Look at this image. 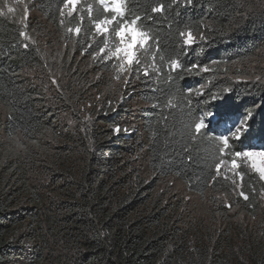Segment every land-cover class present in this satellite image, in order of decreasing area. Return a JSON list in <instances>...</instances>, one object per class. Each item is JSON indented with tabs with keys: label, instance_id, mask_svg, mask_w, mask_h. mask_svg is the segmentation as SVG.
<instances>
[{
	"label": "trees",
	"instance_id": "trees-1",
	"mask_svg": "<svg viewBox=\"0 0 264 264\" xmlns=\"http://www.w3.org/2000/svg\"><path fill=\"white\" fill-rule=\"evenodd\" d=\"M27 3L26 29L52 54L0 14V264H264V181L230 163L241 147L264 149V63L253 61L264 49V0H194L187 10L173 0H124L125 18L138 15L151 39L115 91L117 67L96 54L105 37L94 27L113 13L99 0H81L63 17V0ZM159 4L165 11L153 12ZM46 66L64 82L51 98L28 73ZM253 74L262 80H235ZM209 111L232 112V122L217 128L213 117L195 134ZM247 111L248 135L230 137L222 154L214 133L228 134ZM171 178L200 197L226 196L243 220L220 206L221 226L202 229L184 218V203L156 192Z\"/></svg>",
	"mask_w": 264,
	"mask_h": 264
},
{
	"label": "snow or ice",
	"instance_id": "snow-or-ice-1",
	"mask_svg": "<svg viewBox=\"0 0 264 264\" xmlns=\"http://www.w3.org/2000/svg\"><path fill=\"white\" fill-rule=\"evenodd\" d=\"M174 3H179L181 7H184L186 10L189 8H194L195 3L194 0H173ZM78 3V0H63L62 3V10L60 11V16H64L63 9H70L72 11L75 10V5ZM124 0H110V4L106 3V0H99V4L103 7V11L105 13H113L111 17H106L99 19L98 22L95 23V33L99 36L106 37L108 33L114 32L115 34V43L111 48L108 47L107 40L103 41V47H100L97 55H104L105 52L108 53V58H114L116 61H119V70L122 72L125 69L129 70V74L131 75V66L135 63L136 65L140 64V60L136 56V49L137 47H144L148 44V41L151 37L148 35L147 32L143 31L142 28L139 26L140 17L138 15H133L129 18H125V8L123 7ZM11 12L12 9L9 8ZM91 11V9H89ZM153 12L156 13H163L165 11V5L159 4L158 6L152 9ZM117 16L120 18L117 19ZM62 22V21H61ZM77 34L80 33V28L77 27L75 29ZM180 35L184 36L185 33L181 32ZM187 39L185 43L187 45H191L193 43V35L191 31L186 33ZM204 37L201 36V39ZM25 48L28 47L27 44L24 45ZM157 43V49H158ZM172 68H179L180 64L173 60L171 64ZM197 67V65L189 66L188 70L191 68ZM204 71H208L205 67ZM139 72V68L136 69ZM144 75L147 76V71L144 72ZM119 78V76H117ZM54 82V81H53ZM124 83L127 84V78L124 80ZM171 103V101L169 102ZM234 114L229 111L212 113L209 111L206 115L205 113H201L199 118V122L194 126L195 134L199 135L202 133V130L209 129V123L212 122L214 117V122L217 128L221 126L225 127L230 122H232V116ZM252 118V113L247 111V114L244 118H242L234 130L230 131L228 134L223 133H214L216 138L222 142L223 148L221 149V153L223 154L225 150L230 149V137L235 138L236 142H241L249 133L250 130V120ZM116 133L118 134L120 129H115ZM128 130L125 129V132ZM207 135L208 133H203ZM232 159L230 161L231 166L233 169L238 167L236 158H244L246 160H251V167L255 169L257 173H259V179L264 181V149L260 150H252V146H248V150H245V147H241L238 150H234L231 152ZM257 158L261 161V163H257ZM226 163V161H221V164ZM217 175L220 173V164L216 166L215 169ZM242 178V174H241ZM232 183L239 187L240 185L237 183L235 179H233ZM239 195L244 198V200H248V195L245 192L240 191Z\"/></svg>",
	"mask_w": 264,
	"mask_h": 264
},
{
	"label": "rangeland",
	"instance_id": "rangeland-1",
	"mask_svg": "<svg viewBox=\"0 0 264 264\" xmlns=\"http://www.w3.org/2000/svg\"><path fill=\"white\" fill-rule=\"evenodd\" d=\"M80 1L81 0H78V3L75 5V8L80 3ZM27 4H28L27 0H15V1L11 0V2L5 0L0 4V14H4L6 16L16 18L18 20V24L22 25L24 32L27 33L28 38H30L35 44H37V45L39 44V45H41V47L43 46L44 48H46V49H44V52L46 51L45 52L46 55H48V53L52 54V51L48 48V41L47 40H41L38 38L36 39V37L33 35L32 31L30 29H26L28 27L27 23L34 16L32 14L31 8ZM9 8L12 9L11 12L9 11ZM65 12L67 14H72L74 11H72L70 9H66ZM112 35H113V32H110L105 37V39L109 42L108 43L109 48H111L113 46V44L115 43L114 42L115 38L113 41L111 39ZM144 47H137L136 56L138 55V53L141 50L144 49ZM59 48L62 49L64 47L60 46ZM47 49H49V50H47ZM56 50L59 51L60 49L57 48ZM59 53L60 52H55V55H57ZM65 53L66 52H64V54ZM54 57L55 56H51V61H53V62L55 61ZM105 57H108L107 52L104 53L103 59L109 60V61L114 59V58L105 59ZM114 61H115V65L118 69V70L116 69V71L114 73L115 75H113V77H111L113 90L115 91V89L122 87V85H123L122 80L119 81V78L123 79V77H125L128 74V69H125L124 71L121 72L119 70L120 62L116 61L115 59H114ZM253 61H254V63H257V62H263L264 63V49L260 50L258 52L256 59H254ZM43 68H44V70H38V71L34 70L31 72L28 71V73L30 74V78H31L32 83L34 85H38V86L42 87L43 90H45L46 93L48 94V97L51 98V97H54V94L57 91H62L61 85H64V82L62 81V78H60L58 75L54 76V72L50 69L49 66H46ZM52 68H54V66H52ZM117 76H119V78H117ZM252 76L250 78L243 76V77L236 78L235 80L238 82H242V83H248L249 81L260 82L262 80L257 75L253 74ZM104 77L109 78L107 75L103 74L102 78H104ZM104 83L106 85L104 88V91L109 92L111 90V88L106 83V80ZM137 105H138V103L133 104V106H134L133 110L134 111L136 110ZM252 150H256V149L252 148ZM257 163L258 164L261 163L259 158H257ZM237 164H238V167L240 164L245 165V167L249 168L252 172L256 173L259 176V173H257L255 171V169H253L251 167V160H246L244 158H238ZM238 167L235 169L231 168V171L236 174ZM237 181H239V182L242 181L241 176H238ZM156 192L158 194L163 195L165 197V199L171 200L172 202L180 201L181 203H184V205H183L184 206L183 207L184 218H187L188 220H190L191 222H193L194 224H197V225L199 223H201L202 229H207L210 231V230H215L217 226H221L223 219L220 218V214L218 213V209L220 206H225L228 210L231 211V215H232L231 219L233 221L241 222L244 218V216L240 215V213L231 210V208H230L231 206H229V201H228V198L226 196L221 195V194L220 195H212L211 193H208L204 197H200L196 194H192V193L187 192L186 189L184 188V185L182 184V182H180L179 180H176L174 178L165 179V180L161 181L160 184L158 185ZM261 203H263V201H261ZM262 213L264 214V203L262 204ZM238 215H240V216H238ZM251 223L253 224L254 222L251 221Z\"/></svg>",
	"mask_w": 264,
	"mask_h": 264
}]
</instances>
